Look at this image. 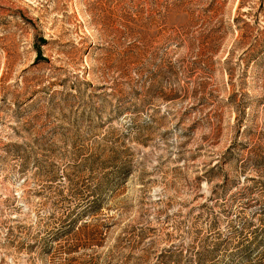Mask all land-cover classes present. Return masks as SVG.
I'll use <instances>...</instances> for the list:
<instances>
[{"label": "rangeland", "instance_id": "1", "mask_svg": "<svg viewBox=\"0 0 264 264\" xmlns=\"http://www.w3.org/2000/svg\"><path fill=\"white\" fill-rule=\"evenodd\" d=\"M0 264H264V0H0Z\"/></svg>", "mask_w": 264, "mask_h": 264}]
</instances>
